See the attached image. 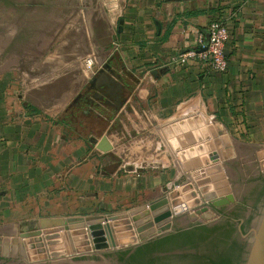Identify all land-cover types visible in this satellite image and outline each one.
Returning <instances> with one entry per match:
<instances>
[{"label":"crops","instance_id":"obj_1","mask_svg":"<svg viewBox=\"0 0 264 264\" xmlns=\"http://www.w3.org/2000/svg\"><path fill=\"white\" fill-rule=\"evenodd\" d=\"M67 1V13L65 0L40 8L42 32L20 59L0 50V264L13 242L23 250V224L91 213L110 194L191 211L232 195L235 163L255 161L264 179V0H99L96 12L84 0L80 14ZM215 21L230 36L225 73L170 64L206 45Z\"/></svg>","mask_w":264,"mask_h":264},{"label":"rangeland","instance_id":"obj_2","mask_svg":"<svg viewBox=\"0 0 264 264\" xmlns=\"http://www.w3.org/2000/svg\"><path fill=\"white\" fill-rule=\"evenodd\" d=\"M53 1L54 0H46V1L28 0L29 4L27 2V4L21 10L19 16L15 18L14 20H12V22L10 23V26L7 28L8 29L7 33L5 34V32H2V34H0V50L1 48L3 49L5 47L10 37L13 38V45H12L13 55L14 57H18V59H20L21 54H23V52H26L30 48V46L32 45L35 46L34 41H36L37 37L40 35L43 29V28L38 29L40 28V25H39L40 15L42 14V11L40 8L44 7L46 9V14H51L54 11ZM87 1L92 4V11L96 12L95 9L96 8L98 9L99 7V0H92V2L91 0H87ZM44 2L48 4H45ZM65 3H66L65 8H62V12L64 11V13H67L69 11V6L67 5L68 1L65 0ZM77 4H78L77 14H80V12L84 13V7H88V6H85L84 0H78ZM37 8H39L40 10H36ZM23 23H25V26H28V27L23 32V34L20 35L21 34L20 26ZM3 57H4V54L2 53L1 58L3 59ZM20 71H21V67H19L18 69H13V73L11 76H13L14 78H19ZM13 92H14V96L17 94L20 95L22 92L21 87L19 85L15 86V89ZM97 128H99V130H97L96 134H99L101 127L99 126ZM253 162L251 164L247 161H246V164H242L241 162L235 163L234 166L231 165L232 166L231 172H230V168L228 170L226 169V179H228L226 181L228 182V185L232 192L234 202L231 205L220 208V210L222 211L218 212V214L216 213L217 218L215 220L205 222V223H201V222L191 223L186 217L187 213L182 212V214L176 217H173L172 230L170 233H173L181 229H187L191 226H196V225H204V226H210V227L230 225L232 226V228L235 229L239 227V223H242L243 230H244L242 234H243V239L245 240V236L248 234L249 230L253 226L254 221L256 217L258 216L259 212L261 211V208L264 204V179L263 180L260 179L261 176L257 173L255 161ZM230 178L232 179L229 180ZM198 182L199 181H197V183ZM97 183L95 182L96 185ZM96 192L97 191H94L95 194ZM205 197H208V196H205ZM205 197L204 198L199 197L198 201L200 200L201 202L202 201L206 202ZM106 198L107 197H102V200H103L102 202H100V200L94 201L93 206H92L93 210L91 213H88V214L76 213V214H72L73 216H65L64 214H61L59 218H54V219H49V220L42 219V220L30 221L28 224H23V227L19 230L20 231L19 233L21 235L22 234H32L37 230L42 231V230L54 228V227H64L65 228L68 225L74 224V223H86L87 222L86 219L89 217L103 219V218H107L109 216H114V215L129 214L132 211H135V209H138L137 207H140V205L133 206L134 202H132L133 201L132 199L130 200L126 199L125 201L123 200L122 202H119L118 200V202H116V198L113 197L111 194L109 195L108 202H106L107 201ZM196 198L197 197H192L191 199L194 200ZM132 231L134 235H136L134 228H132ZM68 236H69V240H70L71 248H72L71 255H68L66 257H61V258L48 257L46 260L37 261V262H29L27 258H25L23 250L19 251V245H18L19 243H18L14 246L13 245L11 246V250H12L11 256L8 257L7 260L4 261V263H10V264L11 263L12 264H16V263L18 264H122V262L119 261V253L131 251L135 249L136 247L140 246L141 244L158 237V236L151 235V237H148L145 240L137 239L135 242L131 244L123 245L118 248L107 249L103 251H96L93 249V244L91 242V238H90L89 232L86 227L79 229V230L68 231ZM17 239H18V242L21 241L20 237H18ZM41 242L43 245L41 249L44 250L46 254H48L47 247L45 245L43 236H41ZM234 243L235 245L231 247L232 262L233 264H243L244 257L246 254V249H247L246 241L244 244L243 242H241V238H240L234 241ZM20 245L22 244L20 243ZM223 250H225L224 246H221L219 248V251L223 252ZM210 252H211V247L206 243L201 245L197 251L199 255H209ZM183 254H185L187 257L184 256L183 258H179V259L172 258V259H169L166 263L167 264H194L193 263L194 259L193 260L191 259L193 258V255L195 254L194 252H186Z\"/></svg>","mask_w":264,"mask_h":264},{"label":"water","instance_id":"obj_3","mask_svg":"<svg viewBox=\"0 0 264 264\" xmlns=\"http://www.w3.org/2000/svg\"><path fill=\"white\" fill-rule=\"evenodd\" d=\"M27 2L28 0H24L22 9ZM20 9H14V13H12L13 15L10 18L11 21L19 16L22 10ZM118 31H121L120 27ZM209 130L212 137H215L216 134L212 128ZM216 158L222 160L223 156L222 154H216ZM259 158H264V151L260 153ZM221 170L222 167L218 164L205 171L194 173L192 177L198 180L206 175L218 173ZM175 194L177 195L178 193L173 192L170 197L175 196ZM205 199L208 200V205L193 209L187 213L186 217L189 222L205 223L215 220L218 209L234 202L231 194L216 199L208 196ZM182 205L183 203L180 200H176V198L175 200L172 199L171 205H169L167 198L163 197L129 214L114 215L103 219L89 217L86 219L87 224L74 223L65 228L54 227L42 231L37 230L32 234H22L20 238L22 239L23 253L29 262L46 260L48 257L61 258L71 255L72 248L68 231L79 230L84 227L87 228L93 249L96 251L118 248L131 244L137 239L145 240L151 235L160 237L171 232L173 217L182 214L185 210ZM132 228H134L136 235H134ZM41 236H43L45 241L48 254L41 249L43 246ZM245 241L247 249L243 264H264V204L253 226L245 236ZM13 244L15 245V242Z\"/></svg>","mask_w":264,"mask_h":264},{"label":"trees","instance_id":"obj_4","mask_svg":"<svg viewBox=\"0 0 264 264\" xmlns=\"http://www.w3.org/2000/svg\"><path fill=\"white\" fill-rule=\"evenodd\" d=\"M226 226L196 225L177 230L149 240L131 251L119 253V261L122 264H167L169 259L183 258L186 256L183 253L194 252L191 258L194 264H233L231 247L235 243L229 244L227 235L233 229ZM205 243L211 247V252L199 255L197 251ZM221 246H224L223 252L219 251Z\"/></svg>","mask_w":264,"mask_h":264},{"label":"built area","instance_id":"obj_5","mask_svg":"<svg viewBox=\"0 0 264 264\" xmlns=\"http://www.w3.org/2000/svg\"><path fill=\"white\" fill-rule=\"evenodd\" d=\"M209 39L206 45H201L200 49L188 50L183 53L176 54L170 58L172 65H186L191 61H200L208 66L215 73H225L227 70V61L224 54L225 45L230 39L229 31L226 26L219 21L211 22L208 27ZM200 43V42H199ZM92 60L85 61V67L92 70ZM184 213L189 210L184 206Z\"/></svg>","mask_w":264,"mask_h":264},{"label":"flooded vegetation","instance_id":"obj_6","mask_svg":"<svg viewBox=\"0 0 264 264\" xmlns=\"http://www.w3.org/2000/svg\"><path fill=\"white\" fill-rule=\"evenodd\" d=\"M24 4V0H0V34H2V32H5V34L8 31V27L10 26L11 21V15H13L12 13H14V9L17 10V8H21L23 7ZM20 9V10H21ZM11 30V28H10ZM21 30V29H20ZM13 45V38L10 37L7 44L5 45V47L7 49L12 48ZM226 207V206H225ZM225 210V208H224ZM222 210L218 209L217 210V214L218 212H220ZM227 225L226 227L228 228ZM210 227V226H208ZM232 228V226H231ZM234 229V228H232ZM243 224L239 223V227L235 228L231 233H227L228 235V243L231 244L234 241H236L237 239L241 238V242H243L245 244V240L243 239ZM242 243V244H243Z\"/></svg>","mask_w":264,"mask_h":264},{"label":"bare ground","instance_id":"obj_7","mask_svg":"<svg viewBox=\"0 0 264 264\" xmlns=\"http://www.w3.org/2000/svg\"><path fill=\"white\" fill-rule=\"evenodd\" d=\"M46 250V249H45Z\"/></svg>","mask_w":264,"mask_h":264}]
</instances>
